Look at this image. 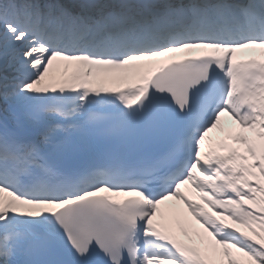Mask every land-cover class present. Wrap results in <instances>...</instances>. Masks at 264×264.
Returning <instances> with one entry per match:
<instances>
[{
  "label": "snow or ice",
  "instance_id": "snow-or-ice-1",
  "mask_svg": "<svg viewBox=\"0 0 264 264\" xmlns=\"http://www.w3.org/2000/svg\"><path fill=\"white\" fill-rule=\"evenodd\" d=\"M257 51L264 0H0V264H264Z\"/></svg>",
  "mask_w": 264,
  "mask_h": 264
},
{
  "label": "bare ground",
  "instance_id": "bare-ground-1",
  "mask_svg": "<svg viewBox=\"0 0 264 264\" xmlns=\"http://www.w3.org/2000/svg\"><path fill=\"white\" fill-rule=\"evenodd\" d=\"M53 71H55V69ZM101 78L102 79H105L104 77H101ZM133 80H135V79H128V80H124L122 82L121 81H118L117 83H119V85L121 87H124L125 89H127L128 86L133 82ZM105 83L107 84L108 87H112L113 86V82L110 81V80L105 79ZM189 194L190 195H193L194 194V191L191 189L190 186H186V196L188 197ZM169 207H171L172 209H179L180 210V213L175 217V221H174L175 231H174V234H177L179 236L180 235L181 228L184 227V226H186L190 233H193V232H197L198 231L205 238H207L209 240L211 239L210 237H208V234L204 230V228L200 225L199 222H197L191 216V213L188 212L187 208L183 204H180L179 202H176V201H170V202H168V205L167 206H161L162 212L167 213L168 210H169ZM204 207H208V206L207 205H204ZM212 214L215 215L214 212H212ZM217 219H221V217H217ZM225 222L226 223H229L228 220H225ZM213 243H214V241H213ZM197 244H199V240H197ZM233 252H235L234 249H233Z\"/></svg>",
  "mask_w": 264,
  "mask_h": 264
}]
</instances>
